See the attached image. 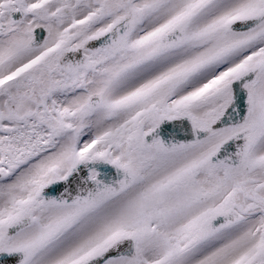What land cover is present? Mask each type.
Wrapping results in <instances>:
<instances>
[{"label": "snow or ice", "instance_id": "obj_1", "mask_svg": "<svg viewBox=\"0 0 264 264\" xmlns=\"http://www.w3.org/2000/svg\"><path fill=\"white\" fill-rule=\"evenodd\" d=\"M0 264H264V0H0Z\"/></svg>", "mask_w": 264, "mask_h": 264}]
</instances>
